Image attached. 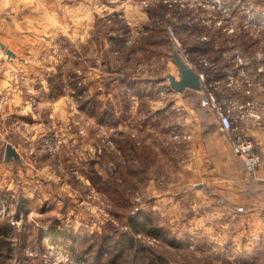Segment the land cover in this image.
Instances as JSON below:
<instances>
[{
  "label": "rangeland",
  "instance_id": "rangeland-1",
  "mask_svg": "<svg viewBox=\"0 0 264 264\" xmlns=\"http://www.w3.org/2000/svg\"><path fill=\"white\" fill-rule=\"evenodd\" d=\"M107 3L76 56L63 51L56 72L46 69L54 86L45 96L59 99L53 115L49 100L34 97L0 122V264H119L126 220L141 211L162 235H136L135 245L164 264H264V253L241 245L246 227L217 216L221 195L203 188L198 124L212 131L214 111L201 108L203 91L177 92L166 77L179 79L176 51L223 102L229 77L264 64V29L255 26L264 0ZM6 144L18 160H4ZM128 254L141 263L140 251Z\"/></svg>",
  "mask_w": 264,
  "mask_h": 264
},
{
  "label": "crops",
  "instance_id": "crops-1",
  "mask_svg": "<svg viewBox=\"0 0 264 264\" xmlns=\"http://www.w3.org/2000/svg\"><path fill=\"white\" fill-rule=\"evenodd\" d=\"M107 1L0 0V18L4 15V21L0 19V91L10 96L7 112L13 111L10 113L14 114L26 109L31 103L29 99L36 97L38 105H46L47 100L51 102V106L46 108L53 115L59 99H47L45 96L46 83L50 80L46 69H53V74L56 72V64L61 62L63 51L73 50L76 56L79 39H87V31L93 30L91 17L95 16L94 13L103 14L108 7ZM86 17L91 18V24L88 20L84 21ZM6 50L11 51L12 55H7ZM49 63H52V67L45 66ZM262 66L261 71L246 67L238 92L234 93L232 89L227 92V86L221 91L225 94L223 102L245 105L232 109L235 134L254 140L264 163V64ZM14 73L21 78L14 77ZM23 96L26 100L21 101ZM201 108L208 110L207 107ZM13 114L8 116L12 117ZM212 119L213 133L205 131L201 119L198 124L202 145L199 144L200 155L197 152V159L198 168L203 170V176H200L204 182L203 188L214 191L215 198L218 193L221 195L218 196L220 208L214 211L219 209L222 212L216 213L217 216L226 220L232 218L238 228L246 227L245 242L241 244L245 253L262 257L264 248L256 244L264 243V220L260 216L264 208V182L242 180L243 164L232 153L224 136L218 134L219 120L216 115L213 114ZM2 132L3 126L0 127V134ZM239 206L243 207L242 212L236 211ZM238 233L241 235L243 232L240 230ZM254 236H259L255 239L258 241L254 240Z\"/></svg>",
  "mask_w": 264,
  "mask_h": 264
},
{
  "label": "built area",
  "instance_id": "built-area-1",
  "mask_svg": "<svg viewBox=\"0 0 264 264\" xmlns=\"http://www.w3.org/2000/svg\"><path fill=\"white\" fill-rule=\"evenodd\" d=\"M251 12H247L249 15ZM261 17H264V10L261 11ZM261 26L264 28V20L256 21L255 26ZM257 26V27H258ZM263 66L261 65L258 68V71H261ZM200 76L201 82V89L199 91H203V96L200 100V104L204 107H207L214 111L216 117L219 120V130L221 131L222 135L226 139L229 144V147L234 155H236L244 164V175L243 179L245 181H260L264 182V163L261 155L257 151L256 143L254 140L241 137L235 134L236 125L235 120L232 118V109L234 106H245L242 104H237L235 102H229L228 105H223L217 100L215 97L211 85L208 89L207 87L205 90L203 86L206 84L204 83V75L198 73ZM244 77V74H242ZM241 77L238 79L233 75L229 77V81L227 82L228 89L232 90H240L241 89ZM216 87V86H215ZM10 105V97L6 94L0 92V122L2 121L6 108ZM250 105V103H249ZM238 211H242V207L237 208ZM261 217L264 218V208L261 211ZM255 237V236H254ZM64 259H68V255L64 256ZM61 260V258H60ZM54 264H62L61 261L57 260Z\"/></svg>",
  "mask_w": 264,
  "mask_h": 264
},
{
  "label": "trees",
  "instance_id": "trees-1",
  "mask_svg": "<svg viewBox=\"0 0 264 264\" xmlns=\"http://www.w3.org/2000/svg\"><path fill=\"white\" fill-rule=\"evenodd\" d=\"M249 43H250V41H249ZM245 44L246 43H244V45ZM213 53H214V51H213ZM50 84L53 85L54 84L53 81L51 82V80H49V85ZM142 216H144V212L141 211V212H138V214L136 216H129L128 219L126 220V226L130 229V234H129V232H123L122 233V237L124 238L125 242H123V244H121L120 248H118V251H116V254L113 257L115 262L117 259H120L121 257L126 256V259L123 260L119 264H138L137 263V259H138L137 257H133V254H132V256L129 254L125 255V252H127V251H134V252L140 251L142 254L139 257L141 259L140 264H164L162 258L159 255H156L152 250H150L146 247L145 248H137L135 245L134 237L136 235L147 234L153 238H159L162 235V228L160 226H158L152 218L145 217V216L142 217ZM100 236H101V239H103L104 237H107L104 235H100ZM66 238L69 239L68 237H66Z\"/></svg>",
  "mask_w": 264,
  "mask_h": 264
},
{
  "label": "water",
  "instance_id": "water-1",
  "mask_svg": "<svg viewBox=\"0 0 264 264\" xmlns=\"http://www.w3.org/2000/svg\"><path fill=\"white\" fill-rule=\"evenodd\" d=\"M7 55H12L11 51L6 50ZM174 63L178 67L179 79H176L173 75L168 74L166 77L169 82V86L177 92H183L185 89L200 90L201 82L200 76L190 66H188L179 54L174 51L172 54ZM10 158L19 159V154L11 144H6L4 151V160L7 161Z\"/></svg>",
  "mask_w": 264,
  "mask_h": 264
}]
</instances>
